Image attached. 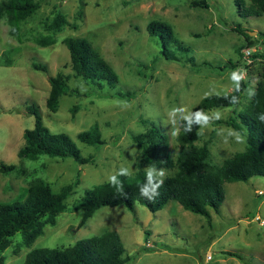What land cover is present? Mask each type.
<instances>
[{
  "label": "rangeland",
  "instance_id": "rangeland-1",
  "mask_svg": "<svg viewBox=\"0 0 264 264\" xmlns=\"http://www.w3.org/2000/svg\"><path fill=\"white\" fill-rule=\"evenodd\" d=\"M39 1L38 8L19 23L18 36L8 32L4 16L0 17V161L15 164L14 170L0 172V201L24 197L34 177L47 182L53 191L65 184L71 189L63 200L65 208L52 225H42L41 234L31 244L21 241L20 231L14 233L1 251L4 264L20 263L31 247L70 245L111 228L131 256L125 264H264V175L224 181L223 200L218 211L208 209L209 218L169 199L155 211L138 201L131 209L104 205L78 225L82 211L73 207L85 188L110 179L117 170L132 175L144 169L155 178L170 174L173 168L142 160L131 134L150 123L158 125L167 135V151L173 157L180 118L189 115L203 95L230 90L237 81L232 79L234 73L246 82L238 103L204 110L207 119L201 122L194 143H206L209 164H219L245 147L246 129L235 130L223 120L246 104L258 79L264 12L240 16L234 0H203L206 6L193 0ZM56 11L68 24L53 30L48 23ZM150 19L168 22L189 51L177 60L161 57L146 32ZM234 26L246 31L251 42ZM45 35L54 42L40 45L35 41ZM66 35L83 36L91 42L116 72L113 86L98 87L73 75L61 41ZM32 62L44 63L46 71L34 69ZM57 70L70 74V90L59 97L56 110L50 111L44 104L49 86L46 76ZM116 90L130 95H105ZM29 103L37 105L49 130L66 132L81 155H90L92 160L77 163L71 156L46 154L34 159L18 157L21 132L33 123V115L26 110ZM93 123L102 142L94 145L77 139V132ZM237 135L242 143L236 141Z\"/></svg>",
  "mask_w": 264,
  "mask_h": 264
},
{
  "label": "trees",
  "instance_id": "trees-1",
  "mask_svg": "<svg viewBox=\"0 0 264 264\" xmlns=\"http://www.w3.org/2000/svg\"><path fill=\"white\" fill-rule=\"evenodd\" d=\"M192 2L207 5L203 0ZM39 3V0H0V17L4 16L8 32L18 36L19 23L31 15ZM234 4L237 14L243 17L257 16L264 12V0H234ZM64 24H68L64 15L56 11L48 27L58 30ZM72 26L76 25L73 23ZM145 28L157 44L159 55L164 59L177 60L179 54L189 51L188 46L178 39L168 22L150 19ZM233 28L242 33L247 43L251 42L246 31L239 26ZM35 41L40 45H47L54 42V39L45 35L36 37ZM61 41L67 48L74 76H79L98 87L103 84L111 87L116 83V72L88 39L79 35H66ZM260 55L263 60L258 79L246 104L235 116L228 115L223 120L235 130L241 131L242 127L246 129L245 147L242 150L225 157L219 164H209L206 143H194L198 137L199 126L205 120L204 110L212 107H234L238 103L246 86V82L239 77L230 90L203 95L192 107V112L180 118L179 128L175 133L178 147L173 157L167 151V135L158 125L150 123L145 129L132 133L131 139L143 161L173 168L172 172L155 178L144 169H138L132 175H121V170H117L113 177L122 184V192L117 191L110 179L92 184L84 189L80 201L73 204L74 208H80L82 211L78 225L94 210L104 205H123L131 209L133 202L138 201L148 210L155 211L169 199L177 201L184 209L209 218L208 209L218 211L223 200L224 181L246 180L255 174L264 175V52ZM186 59L191 61V55L186 56ZM228 63L234 65L230 60ZM31 65L34 69L46 71L44 63L32 62ZM69 76V73L62 70L46 76L49 86L44 104L48 110L55 111L59 97L70 90ZM105 95L127 97L130 93L116 90ZM26 110L33 115V123L21 132L23 142L16 151L18 157L34 159L40 154H46L57 157L71 156L77 163L92 160L90 155H81L75 142L66 132L49 130L42 122L36 104H27ZM76 137L87 144L97 145L102 142L96 123L77 132ZM14 169V163L5 164L0 161V172L8 173ZM155 185L159 187L153 190ZM144 188L147 189L146 194L140 191ZM70 189V184H65L58 191H53L47 182L40 177H34L29 181L24 197L0 201V264H4L1 251L10 244V239L16 231H20L21 241L29 245L41 234L44 223H54L56 214L65 208L63 200ZM227 253L239 256L232 250H227ZM130 259L131 256L125 253L118 232L111 228L81 237L70 245L31 247L25 252L22 261L16 264H125Z\"/></svg>",
  "mask_w": 264,
  "mask_h": 264
},
{
  "label": "clouds",
  "instance_id": "clouds-1",
  "mask_svg": "<svg viewBox=\"0 0 264 264\" xmlns=\"http://www.w3.org/2000/svg\"><path fill=\"white\" fill-rule=\"evenodd\" d=\"M232 79H233V80H239V76L235 75V73H234L233 76H232ZM200 118H201V117H200L199 114H198V119H200ZM262 118H264V117H262ZM203 119H207V117H203ZM189 131H190V129H189ZM174 134H175V133H174ZM236 141H237L238 143H242V142H243V138L240 137L239 135H237V137H236ZM120 174H121V175H127L126 171H124V170H121V173H120ZM162 174H163V173H162ZM110 183H111L112 185H115V186H116L117 191L122 192V184H120V182H118V181L116 180L115 177H110ZM160 183L162 184L163 181H161ZM156 187H159V185H155V186L153 187V190H155ZM140 191H141L142 193L146 194L147 189L144 188V189H141Z\"/></svg>",
  "mask_w": 264,
  "mask_h": 264
}]
</instances>
